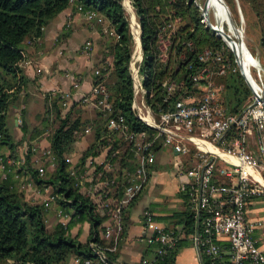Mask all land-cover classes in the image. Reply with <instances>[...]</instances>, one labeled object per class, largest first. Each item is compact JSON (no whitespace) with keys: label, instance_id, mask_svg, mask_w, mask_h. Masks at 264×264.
Instances as JSON below:
<instances>
[{"label":"trees","instance_id":"obj_1","mask_svg":"<svg viewBox=\"0 0 264 264\" xmlns=\"http://www.w3.org/2000/svg\"><path fill=\"white\" fill-rule=\"evenodd\" d=\"M230 1L234 7L235 0ZM230 1L227 0L228 3ZM240 1L251 8L255 17V24L259 29L260 56L263 59L261 65L264 67V0ZM129 2L140 25L143 54L140 72L147 103L155 114L171 110L175 101L185 95V89L191 87V70L188 65L191 64L194 68L199 66L198 52L206 46L219 47L224 42L200 21V10L194 0ZM79 5L84 10H93L104 21H108L110 30L117 34V37H114L107 32V46L103 49L107 51L109 58L102 56L95 63L91 83L103 80L113 108L111 115L122 114L132 130H146L150 133L154 131L152 126L136 116L132 107L133 88L129 61L134 34L121 0H0V165L3 164V167H0V264H72L71 257L94 256L88 242L95 240L101 244L105 243L102 231L105 226L103 221L107 216L102 212L105 210V197H95L98 192L86 194L81 190L79 181H84L81 176L86 174L84 172L88 157L99 156L102 150H106L105 162L113 163L114 169L108 172L104 170V163L92 161L91 164L95 167L93 179H96L94 182L101 181V174L105 172L107 176L115 175L119 179L118 193L121 192V182L125 179L126 172L131 171L135 165L128 142L114 130L107 128L106 116L74 96L63 104L59 92L46 91L41 124L29 126V122L22 117L19 126L22 127L23 136L30 134L25 144L23 143L26 147L22 156L19 153L22 141L15 140L8 125L9 105L18 99L28 83V77L19 64L24 58V45L34 43L42 37L45 27L64 9L69 6L77 9ZM175 18H179L181 22L171 33L168 60L159 62L158 33L163 26L169 24L167 22ZM235 30L232 29V32ZM251 50L256 53L253 47ZM95 68L100 69L99 74L94 73ZM71 76L76 77L77 74ZM166 79L182 83L168 93L162 85ZM217 83L221 84L220 98L227 112L238 114L251 102V89L238 69L228 70L219 76ZM193 90L195 92V89ZM85 109L92 110L93 115L84 116L82 111ZM85 127L91 129L92 140L72 165L68 160L69 151L76 140L85 137L76 138L77 131ZM41 137L48 141L46 151L41 152V164L45 167L52 166L51 170L45 169L42 174L32 157L37 148L33 147L32 141ZM155 148L156 151L160 149ZM114 151L117 153L113 155ZM7 158L13 159L12 164L6 162ZM92 172L93 169L91 174ZM26 178L34 181L41 189L51 186L54 202L57 203L56 212L60 209L62 213L69 215L66 223L57 220L50 227L47 213L49 206L46 207L43 202H35L25 196L21 181ZM75 182L78 184L75 185ZM177 195L182 197L184 207L173 211L174 223L171 226H164L173 229L182 226L186 237L180 238L174 247L167 249L163 258L156 256V243H147L151 247L152 258L157 257L155 263L175 264L174 258L178 249L189 244L192 239L187 236L200 229L189 208L187 189L179 190ZM137 196L122 210V229L117 247L129 224L127 207L133 204ZM259 196L260 194L253 197ZM84 220L89 221L90 231L87 239L80 241L76 235L71 234L70 228L74 223ZM107 255L112 264H121L117 261V250L107 251ZM200 256L201 264H211L210 258L204 252H201Z\"/></svg>","mask_w":264,"mask_h":264},{"label":"built area","instance_id":"obj_2","mask_svg":"<svg viewBox=\"0 0 264 264\" xmlns=\"http://www.w3.org/2000/svg\"><path fill=\"white\" fill-rule=\"evenodd\" d=\"M195 1L200 9L201 3ZM77 10L83 13L87 20L103 21V18L91 9L84 10L79 5ZM225 16L229 21L227 9L223 17ZM200 20L206 23L202 15ZM103 30L117 37V34L107 27ZM170 30L172 24L169 23L158 33L157 56L161 62L168 58L167 34H170ZM136 35V43L129 61L133 88L132 107L141 121L153 127L152 133L130 129L125 117L120 113L111 115L113 108L103 80L93 83L88 92H80V77H72L71 71L66 70V75L71 78L70 88L52 90L60 93L63 104H66L69 98L77 96L76 98L106 116L107 128L114 130L128 142L135 161L134 168L126 172L125 179L121 182L120 193L119 179L115 175L107 176L106 172L101 174L103 178L97 181V186L87 187L86 194L98 192V196L105 197L103 206L110 220L105 223L102 231L105 243L90 240L88 246L94 256H74L73 264H112L107 251L117 250L122 229V210L145 186L149 167L155 162V147L169 148L176 154H188L193 159L188 166L179 162L175 173L186 178L189 208L200 225V229L190 235L199 255L204 252L210 258L211 264H264V253L252 234L253 229L260 226L262 221L261 218L251 217L248 208L251 198L264 191V183L260 177L264 169V142L260 141L259 157L249 151L244 143L245 137L253 133L252 124L264 129V67L251 55L247 47L248 54L242 56H248L250 59H239L227 41L225 42L231 51L229 53L205 47L197 54L199 66L194 68L191 64L188 65L191 70L190 89H185V95L175 101L173 109L155 114L147 103L140 72L143 54L139 30ZM187 44L190 45V42ZM92 48L93 42L90 38L85 39L80 46V50L87 54ZM253 67L257 71L256 77L251 72ZM230 69L239 70L252 93L251 102L238 114L226 111L220 98L221 84L214 80L215 76H221ZM37 70L40 71V68ZM93 70L96 74L100 73L99 68ZM181 83L166 79L162 85L169 93ZM17 122L21 123L20 117H17ZM90 132L91 129L85 127L77 131L76 138L81 139ZM116 153L117 151H114L112 154ZM88 159L89 164L96 162L94 157ZM103 163L104 158L99 164ZM106 165L109 169H114L113 163L107 161ZM38 170L42 174L43 166L39 165ZM79 182L81 185V181ZM77 184L78 182H75V185ZM54 199V195L50 193L43 203L48 207ZM57 216L63 223L69 219V215L62 213L60 209L57 210ZM142 219L141 237L147 243L157 244L155 250L159 258H163L167 249L174 247L177 241L185 236L182 226L175 229L166 228L157 221L148 207L143 210ZM157 257H143L139 264H153Z\"/></svg>","mask_w":264,"mask_h":264},{"label":"crops","instance_id":"obj_3","mask_svg":"<svg viewBox=\"0 0 264 264\" xmlns=\"http://www.w3.org/2000/svg\"><path fill=\"white\" fill-rule=\"evenodd\" d=\"M133 16L136 18L134 12ZM94 22L96 21L87 20L83 13L75 9L73 6H69L60 12L45 27L42 37L34 43L24 45V58L19 64L28 77V83L26 89L20 93L18 99L9 105L7 116L8 125L10 126L13 137L17 141H22L19 147L20 156L23 154L24 147H26L23 146V143L25 144V141L28 140L30 134L26 133V135L23 136L22 127L19 126L17 117H20L21 119L23 117L26 122H29V126L35 125V123H31V121L33 122L35 119L34 112H36V107H33V102H36V96L39 95L40 97L41 93L49 90H64L70 88L71 78L69 75H66V70H70L71 74H77V76L80 77V92H88L91 88L92 67L95 66V63L100 58H96L93 50L89 54H83L80 50V46L86 38H90L93 40L96 51H98L99 46H101V48L104 47L105 34L103 35V31L100 30ZM38 68H40V71L37 70ZM90 137V133L86 134L80 142L73 144L68 154V159L71 161L72 165L80 156V151L82 152L90 143ZM32 143L34 145L33 147L37 146L35 153L32 155L34 160H36L38 153H40L38 149L40 146L42 147V151L46 149L48 147V141L44 137H41L39 139H34ZM80 146H82V149L79 148ZM5 153L8 154V152ZM158 153L159 160L157 158ZM105 154L106 150H102L99 156L94 157V161L99 163L103 160ZM192 161L193 159L190 155L176 154L169 148H162L156 152L155 162L149 167L148 179L141 194H139L133 204L127 207L129 224L127 225L125 233H123L119 239L117 247L118 262L135 264L143 257L152 258L151 247L141 237L143 227L142 212L148 207L153 211L155 218L160 224L171 226L174 223V218H172L174 209L168 208L169 204L167 203V200L171 198L173 199V197L176 200H182V197L177 195V193L179 190L185 189L186 182L185 176L178 177L175 171L179 162H183L185 166H188ZM6 162L12 164L13 159L7 158ZM106 162L103 164L104 170L111 171L112 169L108 168ZM16 163L19 164V162ZM86 165V173H91L92 169L93 172L89 176L85 174L82 176L84 181L81 184V190L85 193H87V187L90 185L92 187L97 185V182H94L96 179L92 178L95 174L94 165L89 164V159L87 160ZM0 167H3V164H1ZM167 169H173L175 175L171 176ZM97 174L99 176V173ZM88 178L91 179L89 180ZM40 192L41 191L39 190L37 191V199L41 196ZM94 196L98 197V194ZM255 198L257 197H252L251 200H254ZM50 204H54L53 208H49L51 209V214L55 215L53 222H56L57 220H60V217L57 216L56 212L57 203L53 201ZM249 204L248 208L250 216L256 219L261 218L262 221L260 226L258 225L253 229L252 234L256 243L264 253L263 207H256L255 204H252V201H250ZM102 212L107 216L103 221V224H105L110 218L105 210ZM51 216H48V220H51ZM89 231L90 223L87 220L76 222L70 228L71 234L73 236L76 235L80 241H85L87 239ZM187 237L190 238L191 236L188 235ZM70 263L73 264L72 257L70 258ZM174 263L201 264V257L192 239L189 244L178 249L174 258Z\"/></svg>","mask_w":264,"mask_h":264},{"label":"rangeland","instance_id":"obj_4","mask_svg":"<svg viewBox=\"0 0 264 264\" xmlns=\"http://www.w3.org/2000/svg\"><path fill=\"white\" fill-rule=\"evenodd\" d=\"M203 1L204 0H197L198 3H201L200 4L201 5V8H202ZM121 2L125 6L124 8H125L128 16H129V21L131 22L132 15H133V12H134L133 11V6L130 5V3H129L128 0H121ZM215 2H217V0H208V2H207L208 15H209V18L211 19V21L213 23H219L222 26L223 29H225L226 31H228L230 33H232V29H236L235 32H234V34L232 33V36H233V38H236L237 37L236 41L238 42V46L240 44L242 45L243 55L248 54L247 53V48H248V50L250 51L251 55L254 58H256L259 61L260 64H262L263 63V59L260 56L261 51H260V47L258 45V43H259L258 42L259 29H258L257 25L255 24V17L253 15V12H252L251 8L246 3H242L240 0H235V6L234 7L232 6L231 1L228 3L227 0H222L223 6L225 8V11L227 9V13H228L229 17L232 20L231 21L229 19V21H228V19H227L226 16L223 17L222 19H218V18L215 17L214 12H213V9H211V6L212 5H215ZM195 3H196V1H195ZM197 6L199 8V5H197ZM129 13H130V15H129ZM200 16H201V10H200ZM135 20H136V24H131V30L133 31V34H134L133 48L135 46L136 39H137V37H136L137 35L136 34L138 33V30H139L137 18H135ZM96 22H94V23L97 24V26L99 27V29L103 31V35L105 34L104 35V37H105V43L104 44L105 45L103 47V48H105V46H107L106 45L107 44V38H108L109 35L107 36V32H105L103 30V28L104 27H107V29L110 30L109 23H108V21H104V20L102 22H100V21H96ZM180 22L181 21H180L179 18H175L173 21L167 22V23L172 24V30H170V34H167L168 37H169V42H168L169 43V46H170V43H171V35H172L171 33L173 31H175V29L180 25ZM202 23H204V25L206 26V23L205 22H202ZM135 29H137V31ZM219 38L222 39V37H219ZM92 42H93V40H92ZM223 42H224V44H222L219 47H215V48L210 47V48H212L214 50H216V49L224 50L225 52H228V53L231 52L230 49L227 46V43L224 40H223ZM206 47H209V46H206ZM251 47H253L254 50L256 51L255 54L252 53ZM103 48H101V46H99L98 47V51H96V49L94 47V43H93L92 50H93V53L95 54L96 58L97 57L98 58H101L102 56L104 58H107V56H108V58H109V55H107V53H106L107 51L106 50L104 51ZM92 50H91V52H92ZM91 52H89V53H91ZM257 53H258V57L259 58L257 57ZM83 54H87V53H84L83 52ZM247 57H244V58H247ZM248 59H250V58L248 57ZM167 60H168V58H167ZM158 61H159V59H158ZM159 62H161V61H159ZM171 62H172V60H171ZM251 72H252V75H254L255 77L257 76V71L255 70L254 67L252 68V71ZM218 78H219V76H215L214 77L215 82L218 81ZM44 93H41L40 97H39V95L36 96V99L37 100H36V102H33L34 103L33 104V107L34 108L36 107V112H34L35 113V119H34L33 122L31 121V123H33V124L35 123L36 125H40L41 124V117H42V114L44 112ZM82 114L84 116L85 115L91 116V115H93V111L90 110V109H85V110L82 111ZM251 130L253 131V133L251 135H249L248 137L247 136L245 137L244 143H245V146L247 147V149L249 151H251L257 157H259V154H260L259 145L262 142H264V129L261 128V127L258 128V127L255 126V124H252V129ZM89 140L91 141L92 140V137H90ZM260 141H261V143H260ZM77 142H80V140H76L74 143H77ZM79 148L82 149V146H80ZM41 149H42V147L40 146V148L38 149L40 153H38L37 159L35 160V165L36 166L42 165L41 164L42 163L41 152H43L45 149L43 151ZM80 153H81V151H80ZM158 155H159V153L157 154V158L159 160V156ZM191 163L192 162H190L188 165H191ZM43 168H44V171H45V169L46 170H51L52 169V166H50V165L49 166H46V167L43 166ZM115 169H117V168L115 167ZM167 171L170 172L171 176L175 175L173 169H167ZM261 173L262 174H261L260 177H261V179L263 178L262 179V182L264 183V181H263L264 180V169L261 171ZM90 174L91 173H89V175ZM86 175H87V173H86ZM180 176H182V174L178 175V177H180ZM21 184L24 187L22 189L25 190V196H26V198L27 199H30V200H34L35 202H43L45 200V198L52 191L51 186H47V187H44V188L41 189L38 186V184H36L34 181L29 180L27 178L24 179V180H22L21 181ZM38 190L41 191L40 192V195L41 196L39 195L40 197L37 199L36 198V194H37V191ZM141 192H140V194H141ZM251 201H252V204H255L256 207H263V211H264V191L260 194L259 197L255 198L254 200H251ZM167 203L169 204V207L168 208H172L174 210H178V209H181V208L184 207L183 199L182 200L181 199L180 200H178V199L176 200L173 197V199L172 198L171 199H168L167 200ZM53 205L54 204H52V205L50 204L49 207L50 208H53ZM50 208L48 209L47 213H48V216H51L52 215L50 217L51 220H48V224H50V227H51L52 224H53L52 222H53V220L55 218V215L54 214H51V212H50L51 209Z\"/></svg>","mask_w":264,"mask_h":264},{"label":"bare ground","instance_id":"obj_5","mask_svg":"<svg viewBox=\"0 0 264 264\" xmlns=\"http://www.w3.org/2000/svg\"><path fill=\"white\" fill-rule=\"evenodd\" d=\"M211 9H213L214 15L218 19H222L223 16L225 15V12H226L225 8L223 6L222 0H217V2H215V5L211 6ZM131 24H136V20H135V17L133 15H132V19H131ZM213 24L218 29L221 28V30H222L221 32L225 35L224 37H226V41H227L228 45L231 46V48L236 53V55L239 57V59L244 57V56H242L243 55L242 45L240 44L238 46V42L236 41L235 38H234V40H231V38H233L232 33L234 34V32L230 33L228 31H226L225 29H223L221 27V25L219 23H213ZM135 30L137 31V29H135ZM225 33H227L230 37H227Z\"/></svg>","mask_w":264,"mask_h":264},{"label":"water","instance_id":"obj_6","mask_svg":"<svg viewBox=\"0 0 264 264\" xmlns=\"http://www.w3.org/2000/svg\"><path fill=\"white\" fill-rule=\"evenodd\" d=\"M207 2H208V0H204L203 3H202V8H200L201 15L206 20V26L208 28H210L211 30H213L218 37H222V39L224 41H226V37H224L225 35L221 32L222 31L221 28L218 29L216 26H214L213 22L209 18L208 10H207ZM230 20H231V18H230ZM129 23H130V27H131V22L129 21ZM225 34H226L227 37H230L227 33H225ZM235 39H237V37ZM139 40H140V25H139ZM231 40H234V38H231Z\"/></svg>","mask_w":264,"mask_h":264}]
</instances>
